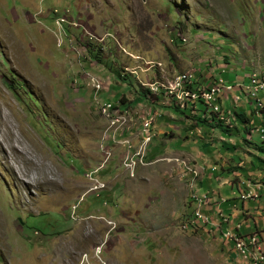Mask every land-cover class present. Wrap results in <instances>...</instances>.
Segmentation results:
<instances>
[{
  "label": "rangeland",
  "instance_id": "obj_1",
  "mask_svg": "<svg viewBox=\"0 0 264 264\" xmlns=\"http://www.w3.org/2000/svg\"><path fill=\"white\" fill-rule=\"evenodd\" d=\"M263 69L264 0H0V264H247L219 233L183 228L193 175L157 160L188 149L168 158L196 168V188L211 199H233L263 183L264 155L200 123V103L171 117L160 97H142L141 82L195 70L199 84L237 86ZM90 75L109 91L97 92ZM122 95L138 125L155 118L154 163L134 176L122 165L131 138L108 139L100 112ZM239 104L232 110L252 118L247 139L260 144L261 114ZM251 207L237 201L238 222L264 210Z\"/></svg>",
  "mask_w": 264,
  "mask_h": 264
},
{
  "label": "built area",
  "instance_id": "obj_2",
  "mask_svg": "<svg viewBox=\"0 0 264 264\" xmlns=\"http://www.w3.org/2000/svg\"><path fill=\"white\" fill-rule=\"evenodd\" d=\"M69 16L70 12L66 10L61 20L63 22L68 21ZM106 36H108V33ZM126 71L131 72L133 77L138 75L136 69H126ZM147 71L148 70H143L145 77L148 76L146 74ZM196 73L195 70L179 72L172 80L167 82H152L148 79L144 83L141 82V86L151 97H160L162 99V104L166 107H179L180 109L190 108V110H193L195 113L197 103L205 105L210 113L216 114L218 120H221L227 126L233 125V122L236 121V116L233 110L227 112L223 107V101L226 99H231L233 105L237 108L242 101L248 105L255 106L257 108L256 113L257 115L261 114L262 120L264 103L260 95L264 92V69L254 72V74L248 77L247 83H239L237 86L227 87L224 85L225 81L222 79L211 81L208 84H199L195 81ZM89 80L97 92L105 91L106 89V91H109V86L106 87V83L103 79L90 75ZM119 99L120 98L116 101H105L101 105L100 112L107 122L108 139L111 137L112 141L115 143L118 139L124 140L126 138H131L130 140L124 141L126 142L124 144H127V146L124 145L127 149L122 165L129 170L131 176H134L139 165L146 167L148 164L154 163H147L146 158L154 138L152 125L155 118L151 114H149V116H140L142 122L138 125L127 103L123 104ZM256 132L260 134V139L264 140V127L257 128ZM133 136H137L135 140L137 141V145L135 141H132ZM161 160L175 162L179 168L182 166L184 170L190 171L193 175V177L188 180V185L192 189L190 198L193 213L183 225V228L186 230L190 228H203L208 233L217 232L221 235L223 244L226 247H231L232 253L242 258L245 263L264 264V236L261 230V223L264 220V210L258 211L254 216L252 228L251 223L246 224L245 222H238L243 214L238 212L236 208L237 201L247 206L250 202L259 203L263 200L264 182L249 184V189L234 192L233 199L236 201L232 209H234L235 212L228 214L221 206L227 202H232L230 200L233 199L221 198L218 202H214L207 192L202 191L200 188L197 189L196 182L198 181L197 176L199 172L196 171V168H189L184 164V161L178 158L164 157L157 161ZM104 167L105 166H101L98 170L91 171L87 175L92 178L93 175L97 174L98 171L102 170ZM97 187L103 189L105 188V184L100 183ZM213 203H218V209L216 211H211ZM86 263L91 264L88 260L82 264Z\"/></svg>",
  "mask_w": 264,
  "mask_h": 264
},
{
  "label": "trees",
  "instance_id": "obj_3",
  "mask_svg": "<svg viewBox=\"0 0 264 264\" xmlns=\"http://www.w3.org/2000/svg\"><path fill=\"white\" fill-rule=\"evenodd\" d=\"M88 51L89 53L91 54L92 58H94L95 60L97 61H102V59L99 57V54L97 52H94L93 49L91 48V45L88 46ZM109 63L106 62V65H108ZM109 66V65H108ZM127 76V75H126ZM125 76V77H126ZM119 77V76H118ZM147 92H144L143 96L142 97H146ZM120 99V102L125 104L126 101H125V96L122 95L119 97ZM202 110H200L199 114H198V120L200 123H203L207 126H211L214 130L217 129L219 130V132L221 133L220 135L224 138V137H228V138H234V137H238L239 138V141L242 143V144H247V145H250V146H253L251 147L253 150H255L256 152L258 153H261L262 155H264V141H261L260 144H257L256 142H252L250 140L247 139V134L251 131V126L252 125V118H250L248 115L245 114V112H241V111H238V110H235L233 113L234 115L236 116V121H237V124L239 126L240 129H236L235 132H237V134H233V126H227L225 125L221 120H218V117L216 114H213V113H210L207 106L205 105H202ZM205 106V107H204ZM249 108L251 109V112L253 111L252 113V116H255V112H257V108L255 106H252V105H248ZM172 109H175V112H177L179 115H185L187 118L190 117L188 116L187 114L190 113L191 115V112L193 110H190V108H187V109H180L179 107H172ZM243 111V110H242ZM262 114H263V118L262 120H260V123H261V126L264 127V111H262ZM204 115V116H203ZM211 119V120H210ZM210 120V121H209ZM225 140V139H224ZM222 143V141H221ZM223 146H227V142L223 144ZM228 147V146H227ZM240 149H244L242 146L239 147ZM238 149V148H237ZM235 148V150H237ZM262 160L260 161L261 163L264 164V159L261 158ZM254 161V160H253ZM255 163V161H254ZM263 180V179H262ZM264 182V181H263ZM232 202H235L236 200H230Z\"/></svg>",
  "mask_w": 264,
  "mask_h": 264
},
{
  "label": "crops",
  "instance_id": "obj_4",
  "mask_svg": "<svg viewBox=\"0 0 264 264\" xmlns=\"http://www.w3.org/2000/svg\"><path fill=\"white\" fill-rule=\"evenodd\" d=\"M216 78H217V76H216ZM195 81H196V77H195ZM247 81H248V79H246L245 81H242V82H240V84H243V83H247ZM239 84V83H238ZM245 103V102H244ZM136 105V104H135ZM223 107L226 109V111L227 110H232V108L234 107V105H233V103H232V101H231V99H226V100H224L223 101ZM166 108H170V107H166ZM242 107H240V105H239V107H238V109H241ZM243 109V108H242ZM171 112H170V111ZM175 110H173L172 108H170V109H168L165 113H167V114H170L171 115V117H174L175 116ZM247 113V112H246ZM177 126V125H176ZM176 128V131H178L179 130V127H175ZM161 133H163V132H161ZM221 138H222V140H224V138L221 136ZM202 143V142H201ZM201 145V144H200ZM218 145V144H217ZM213 146H215V145H213ZM163 147V146H162ZM209 147V146H208ZM218 147V146H217ZM162 149V148H161ZM210 148H205V150H208V152L210 151L209 150ZM163 150H165V149H163ZM162 150V154H164V155H167L168 157L170 156V157H179L180 156V158H184L183 157V155L184 154H181L180 155V153H183V152H185V151H187V150H185V151H182V152H172V151H168V150H165V151H163ZM200 151H198V153H199ZM201 153V155H204L205 156V154L203 153V152H200ZM176 154V155H175ZM188 154V153H187ZM206 156H207V154H206ZM208 157V156H207ZM210 158L208 157V160H209ZM188 160V159H187ZM191 160V159H190ZM173 167H175V168H173ZM172 168L173 169H176V170H180V168L177 166V164H176V166H175V164H173L172 165ZM214 166H212V169L214 170ZM213 175V174H212ZM259 177H261V176H263L262 174H259L258 175ZM247 183H249V182H247ZM248 185V184H247ZM202 191H204V192H206L204 189H203V184L201 185V188H200ZM247 189H249L248 187H247ZM237 191H238V189H237ZM208 192H210V195H212L213 194V197H214V193H212L213 191H208ZM207 192V193H208ZM234 192L235 191H233V195H234ZM220 193V192H219ZM218 194V193H217ZM220 195H221V193H220ZM211 198H212V196H211ZM220 198H223L222 196L220 197ZM220 198H218V196L217 197H215V198H213L212 200L214 201V202H218L219 200H220ZM230 200V199H229ZM261 203H263L264 204V198H263V200H261L260 201ZM259 202V203H260ZM259 203H256V202H251V204L253 205V207H251V209H256V206H257V204H259ZM233 204H234V202H227V203H225V204H223L222 206H221V208L225 211V212H227L228 214H231L232 212H235V210L234 209H232L233 207ZM263 209H264V207H262ZM218 209V203H213V206H212V209H211V211H216ZM237 212V211H236ZM249 223H251L252 224V228H253V220L251 219V221L249 222ZM251 228V229H252ZM261 230L262 231H264V223L262 224L261 223ZM263 235H264V233H263Z\"/></svg>",
  "mask_w": 264,
  "mask_h": 264
},
{
  "label": "bare ground",
  "instance_id": "obj_5",
  "mask_svg": "<svg viewBox=\"0 0 264 264\" xmlns=\"http://www.w3.org/2000/svg\"><path fill=\"white\" fill-rule=\"evenodd\" d=\"M9 169H11V171L14 173L15 172V169L12 168L11 166H8Z\"/></svg>",
  "mask_w": 264,
  "mask_h": 264
},
{
  "label": "clouds",
  "instance_id": "obj_6",
  "mask_svg": "<svg viewBox=\"0 0 264 264\" xmlns=\"http://www.w3.org/2000/svg\"><path fill=\"white\" fill-rule=\"evenodd\" d=\"M55 12V11H54Z\"/></svg>",
  "mask_w": 264,
  "mask_h": 264
}]
</instances>
